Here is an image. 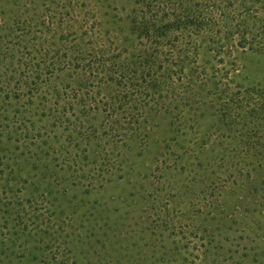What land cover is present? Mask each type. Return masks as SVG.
Here are the masks:
<instances>
[{"label":"rangeland","instance_id":"374dc122","mask_svg":"<svg viewBox=\"0 0 264 264\" xmlns=\"http://www.w3.org/2000/svg\"><path fill=\"white\" fill-rule=\"evenodd\" d=\"M132 8V0H0V243L5 247L16 216L37 210L42 224L29 227L47 234L36 238L42 241L38 247L62 246L54 236L73 230L80 233L82 264L131 259L179 264L190 254L201 256L209 237L201 239L204 234L194 227L206 226L186 222L181 216L186 207L221 213L218 225L245 215L227 231L239 243L244 239L237 236L245 237L254 226L246 217L259 210L264 197V190L258 195L264 161L259 156L262 167H256L246 155L248 141L261 134L246 111L258 102L254 91H264V54L239 47L223 54L202 44L196 62L175 75L168 93L144 96L110 80L104 64L92 72L82 68L95 49L131 59L138 49L129 30ZM20 71L39 88L18 97L5 78ZM120 94L128 96L124 110L117 111L120 119L125 113L136 119L135 129L122 139L110 136L103 117L104 104L115 99L118 106ZM164 211L176 230L161 243L180 245L179 258L171 261L166 259L174 254L155 244L149 252L143 234L160 224Z\"/></svg>","mask_w":264,"mask_h":264},{"label":"trees","instance_id":"16d2710c","mask_svg":"<svg viewBox=\"0 0 264 264\" xmlns=\"http://www.w3.org/2000/svg\"><path fill=\"white\" fill-rule=\"evenodd\" d=\"M132 3L133 8L128 14L129 30L137 40L138 49L131 59L128 60L126 56L122 57V54L113 53L111 50L106 52L104 49H95L88 53L85 65L82 64V68H88L90 72L94 68L103 67L102 64L106 65L108 77L118 86L121 84L126 88L133 87V90H138L144 96L156 92L158 95L166 94L177 76L188 65L196 62L202 44L223 54L230 53L233 47L264 54V0H132ZM92 47L95 48V45ZM74 60L78 62L80 59L74 57ZM20 63L21 61L18 62L19 65ZM52 64L51 62L46 65L45 69L51 68ZM16 76L13 79L5 78L13 96L19 97L20 92L39 88L34 79L33 84L28 82L25 73L20 71ZM9 94L7 92V96ZM253 94H258V102L255 107H248L246 115L257 120V133L261 134L254 135V139L248 141L250 152H246V155L254 160L256 167H262L258 160L260 156L264 161V91H254ZM127 98L126 94H120L118 106L114 104L115 99L104 104V128L110 136L122 139L127 131L135 129L132 128L136 120L133 113H125L124 121L117 113L118 110H124ZM258 177L261 178L260 172ZM258 182L261 184L258 188L260 195L259 192L264 190V187L263 181ZM254 190H257V187H254ZM253 197L256 196L253 194ZM257 204L260 206L259 210L246 217L254 226H248L245 237L237 236L244 239V243H239L236 238L229 239L227 231L234 230L231 228L236 221L243 223L245 215L241 218L231 216L228 221L218 225L223 218L221 213L203 214L198 208L189 210L185 206L181 216L189 223H204L206 227L194 228L204 234L201 239L204 236L209 238L208 242L203 243L201 256L190 254V257L180 259L179 264H264V197H260ZM168 211L158 216L160 224L145 228L143 234L148 237L146 246L149 252L155 250V244L164 254H174V257L166 259L171 261L179 258L180 245L173 241L168 245L161 243L164 239L170 240L169 235H173L176 230ZM37 212L38 210L29 216L27 213L16 216L15 231L13 230L6 239L8 245L5 247V243H0V264H82L80 233L73 230L68 234L56 233L53 240H60L62 246L57 242V247L48 251H45L47 244L43 248L38 247L42 241L37 243L36 238H45L47 234L41 231L32 232L31 228H37L35 225L29 227L30 224L39 222L41 215ZM40 222L42 224L41 220ZM178 227L181 228L182 225ZM72 235V242L67 244L70 241L68 237ZM84 238L86 243L91 242L86 235ZM95 244L97 245L96 240ZM72 249V259H69L68 255ZM88 250H91L90 246ZM92 255L95 257L96 252L93 251ZM95 262L100 263L99 260ZM132 262L133 259L127 261L128 264Z\"/></svg>","mask_w":264,"mask_h":264}]
</instances>
